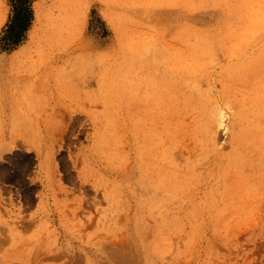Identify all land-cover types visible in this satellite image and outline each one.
Wrapping results in <instances>:
<instances>
[{"label":"rangeland","instance_id":"1","mask_svg":"<svg viewBox=\"0 0 264 264\" xmlns=\"http://www.w3.org/2000/svg\"><path fill=\"white\" fill-rule=\"evenodd\" d=\"M17 5L0 264H264V0Z\"/></svg>","mask_w":264,"mask_h":264},{"label":"trees","instance_id":"2","mask_svg":"<svg viewBox=\"0 0 264 264\" xmlns=\"http://www.w3.org/2000/svg\"><path fill=\"white\" fill-rule=\"evenodd\" d=\"M18 5L16 9L20 7V10L13 16L9 28L4 37L7 45L13 47L18 45L24 37V32L28 29V26L32 19V10L30 9L31 0H14Z\"/></svg>","mask_w":264,"mask_h":264},{"label":"bare ground","instance_id":"3","mask_svg":"<svg viewBox=\"0 0 264 264\" xmlns=\"http://www.w3.org/2000/svg\"><path fill=\"white\" fill-rule=\"evenodd\" d=\"M187 74V73H186ZM231 75V74H230ZM222 76V75H221ZM239 89V88H238ZM225 92V91H224ZM204 95V94H203ZM202 95V96H203ZM223 96V95H222ZM224 97V96H223ZM196 98V97H195ZM204 98H206V95L204 96ZM203 99V98H202ZM219 99V98H218ZM200 102V101H199ZM204 102V101H203ZM228 103V102H227ZM203 106H205L204 104H203ZM201 107V106H200ZM211 121V120H210Z\"/></svg>","mask_w":264,"mask_h":264}]
</instances>
